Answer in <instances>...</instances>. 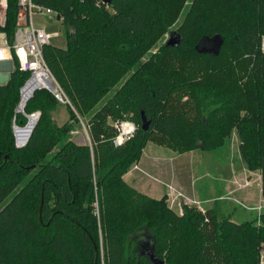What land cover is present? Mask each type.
<instances>
[{"label": "trees", "instance_id": "obj_1", "mask_svg": "<svg viewBox=\"0 0 264 264\" xmlns=\"http://www.w3.org/2000/svg\"><path fill=\"white\" fill-rule=\"evenodd\" d=\"M6 1L0 32L13 44L19 0ZM33 2L56 11L65 28V48L43 47L64 101L42 88L17 114L31 74L13 57L0 85V264H154L152 248L164 264H260L264 224L189 205L178 213L124 175L149 142L177 154L211 152L235 131L248 169L260 172L264 198V0H190L179 46L156 52L186 0ZM215 40L214 54L200 52ZM62 107L69 119L59 125ZM35 112L28 143L17 147L14 121L23 126ZM112 118L136 126L119 147ZM80 122L85 144L72 138ZM142 227L152 233L135 251L131 235Z\"/></svg>", "mask_w": 264, "mask_h": 264}, {"label": "rangeland", "instance_id": "obj_2", "mask_svg": "<svg viewBox=\"0 0 264 264\" xmlns=\"http://www.w3.org/2000/svg\"><path fill=\"white\" fill-rule=\"evenodd\" d=\"M190 4V0H186L179 18L175 20L174 23L166 27L163 34L159 38L156 44V48L153 52H156L158 49H160L167 43L172 32L179 30V27L184 19L186 7H189ZM32 18L33 25L35 28H44L47 34L52 35V38L50 40L51 44L61 48L66 47L65 28L61 21L57 19V15L54 14L48 17L40 14H34ZM4 25L5 21L4 24H2L1 26L3 27ZM0 34H2L0 35V37L2 36L6 38L5 34L1 32ZM217 43L218 40H215L214 42H211L209 45H207L206 48L213 51L215 50ZM260 46L261 49H264V37ZM262 51L264 52V50ZM193 60L196 59L193 57L191 59H180V61L185 64H188ZM12 72H10L9 70L5 71L7 76H11ZM31 78L32 76L30 75L27 81ZM7 82L8 81L3 84H6ZM3 84L0 83V85ZM45 86L48 90L52 88V85L50 83ZM22 88L20 90V93L22 91ZM110 95L111 94L109 93L105 97V99L100 102V104L97 106V109L102 106V104H104V102ZM60 101H64L63 96ZM38 113L39 112H35L33 114ZM33 114H29L27 116ZM127 116H129V114H127ZM54 117L59 125H63L69 119L67 110L64 107L59 109V111L54 115ZM117 119L118 118H112L110 119V122H112V124L114 125L116 122H118L119 119ZM28 121L29 119L27 120L25 125H27ZM14 124H16L15 121ZM25 125L17 126L23 128L25 127ZM72 138L76 143L79 144H85L89 142L87 128L83 122H80L78 127L75 126V130L74 132H72ZM240 145L241 143L237 133L235 131H232V134L226 141V144L218 150L206 152L197 149L191 152L184 153L181 159H179L180 161L178 166V172L181 170L182 175L186 176V179L189 182V186L191 185V183L195 185V190H197L200 199L192 198V200L191 198H189V196L185 195L174 185L166 184V188L169 192L166 194L165 199L169 208L178 213H181L183 211V207L185 205L196 206V208L201 211L207 209H214L219 217L228 216L236 222H254L256 226H261L262 224H264V198L262 197L261 175L259 171H250L248 169L246 162L242 158ZM147 146L146 147L149 151L152 149H162L164 150L165 154H167V156L168 154H170V151L173 152L171 149L154 142H149ZM162 150L160 151V153H163ZM132 167H134L135 169H139L136 163H134ZM130 170H132V168H130L124 176V179L128 183ZM222 188H225V190ZM222 191L225 192L224 195H222L221 197L216 196L219 193H222ZM244 191L245 193L246 191L247 193H250L249 197H247V194L245 195L247 199H244L241 195ZM151 233V231H148L147 229L142 227L138 228L131 235L133 248L135 251L141 250V242L145 239V235ZM165 246L167 247V245ZM166 249L168 250V248ZM183 252L184 250H179V254H182ZM259 263L264 264V243H262L260 248Z\"/></svg>", "mask_w": 264, "mask_h": 264}, {"label": "built area", "instance_id": "obj_3", "mask_svg": "<svg viewBox=\"0 0 264 264\" xmlns=\"http://www.w3.org/2000/svg\"><path fill=\"white\" fill-rule=\"evenodd\" d=\"M0 27L4 24L7 10V1H0ZM19 12L17 19V30L15 41L9 44L7 39L0 37V78L7 76L5 71L8 63H13V57L18 60V67L23 72H29L42 88L48 83L52 85L49 89L59 100L62 99V91L56 83L43 57V47L50 43L52 35L47 34L43 29H37L33 25V15L40 14L44 16L56 15L50 7L39 5L33 0H19ZM2 35V34H0ZM118 131L114 144L121 146L135 132L136 126L132 121H118L115 124Z\"/></svg>", "mask_w": 264, "mask_h": 264}, {"label": "crops", "instance_id": "obj_4", "mask_svg": "<svg viewBox=\"0 0 264 264\" xmlns=\"http://www.w3.org/2000/svg\"><path fill=\"white\" fill-rule=\"evenodd\" d=\"M147 147H145L141 159L136 163L139 169L131 167L132 170L129 171V183L127 182L129 185L141 193L160 199L169 192L166 184H172L189 198L200 199L195 185L191 183L189 186L186 176L182 175L181 170L178 172L179 159L183 154H175L170 151L167 156L162 149L163 153H160L159 149L149 151ZM222 189L225 190V188ZM224 194L225 192L222 191L216 196L221 197ZM246 194L247 197L250 196L247 191L241 194L244 199H247Z\"/></svg>", "mask_w": 264, "mask_h": 264}, {"label": "water", "instance_id": "obj_5", "mask_svg": "<svg viewBox=\"0 0 264 264\" xmlns=\"http://www.w3.org/2000/svg\"><path fill=\"white\" fill-rule=\"evenodd\" d=\"M101 1L104 4H110L112 2V0H101ZM57 19L59 20L60 16H58ZM180 42H181V36L179 35V33L177 31H174L171 33L170 38L167 41L166 45L172 46V47H177V46H179ZM200 52L214 54L211 50H208V49L200 50ZM215 54H217V53H215ZM7 70H9L10 72L13 71V63L11 61L8 63V69ZM0 79H1L0 83L3 84L10 79V76H4ZM28 88H30L28 90V94L26 97H24L23 92ZM41 88H42V86H40L38 84V82L34 79V77H32L31 79H29L26 82V84L23 86L22 91H21V97H20L21 101H20V103L16 109L17 114H18V112L24 113L23 111H24V108H25L27 101L32 98L35 90L41 89ZM39 116H40V113L27 116L29 121H28L27 125H25V127H23V128L18 127L16 124H14L13 128H14V134H15V138H16L17 147H24L28 143V141L32 135V132H33V130L37 124ZM148 127H149V121H147L146 117L143 115L142 116V128H143V130L146 131V130H148ZM147 245H148V243H145L142 245L143 253H147V250H145V249H148ZM148 254L150 255L151 260H153L152 262H154V264H164L162 261H160L159 259H157L155 257L153 248H152L151 252H148Z\"/></svg>", "mask_w": 264, "mask_h": 264}, {"label": "bare ground", "instance_id": "obj_6", "mask_svg": "<svg viewBox=\"0 0 264 264\" xmlns=\"http://www.w3.org/2000/svg\"><path fill=\"white\" fill-rule=\"evenodd\" d=\"M30 88H28V89H26L24 92H23V94H24V97H26L27 96V94H28V90H29Z\"/></svg>", "mask_w": 264, "mask_h": 264}, {"label": "clouds", "instance_id": "obj_7", "mask_svg": "<svg viewBox=\"0 0 264 264\" xmlns=\"http://www.w3.org/2000/svg\"><path fill=\"white\" fill-rule=\"evenodd\" d=\"M262 50H264V49H262Z\"/></svg>", "mask_w": 264, "mask_h": 264}]
</instances>
